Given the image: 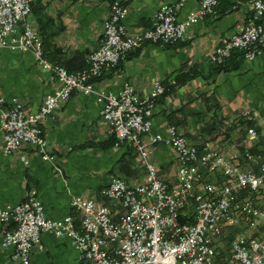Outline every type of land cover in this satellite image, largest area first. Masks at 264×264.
<instances>
[{
    "label": "built area",
    "instance_id": "obj_1",
    "mask_svg": "<svg viewBox=\"0 0 264 264\" xmlns=\"http://www.w3.org/2000/svg\"><path fill=\"white\" fill-rule=\"evenodd\" d=\"M181 1L159 4L152 13L150 27L132 33L121 23L127 7L113 0L102 19L98 46L86 55L82 69L67 71L48 61L39 33L26 19L32 0H0V48L30 52L36 65L49 70L57 82L31 112L23 109L17 96L0 95L3 153L28 144L43 159H51L41 124L77 90L94 93L100 101L98 113L106 121L113 143L134 145L136 159L145 168L142 181L130 184L113 175L100 188L102 196L115 202V209L92 198L72 197L69 203L78 214L77 222L72 214L46 217L33 187L25 190L19 201L0 206V246L11 248L12 260L27 264L33 246L40 245V233L50 231L68 238L79 259L89 264H264V227L261 237L246 232L230 236L227 258L217 259L215 245V236L236 222L235 211L253 217L248 220L251 228L260 220L264 222L260 219L264 218V211L252 205L247 196L240 195L244 190L255 191L264 183V162L259 163L258 172L244 169L213 146L199 149L174 124H168L163 134L152 132L151 108L166 89L157 78H151L150 87L142 96L127 81L115 92H105L89 80L114 66L128 49L145 39L161 43L182 39L190 24L215 12L218 0H193L196 6L177 18L175 8ZM247 3L250 15L234 32L220 38L209 53L210 61L222 62L235 49L243 51V58L261 52L264 0ZM241 115L251 118L248 111ZM255 134L254 127L247 126L245 140H252ZM159 141L171 146L177 160L176 181L172 184L157 176L156 164L148 156L150 145ZM243 154L253 158L246 149ZM20 159L27 162L24 155ZM215 170L220 179L201 178L207 171ZM197 179H202L201 184L193 189ZM189 197L191 220L180 219Z\"/></svg>",
    "mask_w": 264,
    "mask_h": 264
},
{
    "label": "crops",
    "instance_id": "obj_2",
    "mask_svg": "<svg viewBox=\"0 0 264 264\" xmlns=\"http://www.w3.org/2000/svg\"><path fill=\"white\" fill-rule=\"evenodd\" d=\"M110 1L32 0L26 19L38 31L48 61L67 71L81 67L85 55L99 43L101 22ZM123 1L127 12L122 24L129 30H140L150 24L159 4L176 0ZM195 6L193 0H182L175 8L176 17ZM248 15L246 1L218 0L215 12L190 24L182 39L171 44L144 43L130 51L118 68L102 72L93 85L115 92L127 81L142 96L150 87V79H159L166 91L151 108L152 132L163 134L168 124H174L200 149L213 146L242 168L258 172L259 163L264 162V49L252 58H242L231 69L218 70L209 59L220 38L234 32ZM185 74L189 76L183 79ZM176 76L182 81L170 83ZM56 84L51 72L38 67L30 52L0 48V95L17 96L26 112L34 111ZM99 107L94 93L74 90L45 118L41 129L52 155L49 160L28 144L3 153L0 134V206L19 201L25 190L33 187L43 214L49 218L72 214L77 222L78 214L69 203L76 196L115 209V202L102 196L100 188L113 175L130 184L142 181L145 168L136 159L134 145L111 142ZM243 111L251 115L256 130L250 141L245 140L248 125L241 115ZM149 148L157 176L174 183L177 160L171 146L159 141ZM245 149L252 159L243 154ZM20 155L25 156L26 163ZM255 197L260 199L262 194ZM240 226L234 223L229 228ZM2 227L0 223V236ZM245 229L246 233L259 235L249 227ZM10 253V247L0 246V264H21L12 260ZM27 264L89 263L79 259L68 238L43 231L40 245L33 246Z\"/></svg>",
    "mask_w": 264,
    "mask_h": 264
},
{
    "label": "rangeland",
    "instance_id": "obj_3",
    "mask_svg": "<svg viewBox=\"0 0 264 264\" xmlns=\"http://www.w3.org/2000/svg\"><path fill=\"white\" fill-rule=\"evenodd\" d=\"M113 0H111L110 1V3L112 2ZM241 0H239V2H240ZM244 1H246L247 2V0H244ZM119 2H120V4L121 5H125L126 7H127V4L123 1V0H119ZM110 3H109V5H108V7L110 6ZM108 10V9H107ZM126 14V13H125ZM124 14V15H125ZM123 15V16H124ZM105 16V15H104ZM122 16V17H123ZM122 19V18H121ZM122 23V22H121ZM124 26V25H123ZM125 27V26H124ZM148 27H150V24L148 25V26H146V27H144V28H142V29H138V30H129V29H127L126 27H125V29H127L129 32H132V33H137L138 31H142V30H144V29H146V28H148ZM101 29H102V22H101ZM36 30V29H35ZM38 32V31H37ZM101 34V33H100ZM176 41H178V40H175V41H173L172 43H175ZM147 42H156V43H159V44H169V42H165V43H161V42H159V41H157V40H153V39H145L144 41H142L141 42V44H139V45H136V46H132L130 49H128L127 51H126V53L121 57V58H119V60L117 61V63H115V65L114 66H112V67H107V68H105L102 72H104V71H106V70H109V69H113V68H118V66L121 64V61L122 60H124L125 58H126V55L130 52V51H132V50H134V49H136V48H138V47H140V46H142L144 43H147ZM99 44V43H98ZM171 44V43H170ZM98 46V45H97ZM95 49V48H94ZM264 48H263V46H262V50H263ZM43 51H44V49H43ZM92 51V50H91ZM89 53V52H88ZM88 53L86 54V55H88ZM44 54H45V51H44ZM86 55H85V58H86ZM45 57H46V54H45ZM47 58V57H46ZM85 60V59H84ZM52 64H57V65H60V64H58V63H52ZM60 66H62V65H60ZM85 66V63L81 66V67H78V68H76V69H74L75 71L76 70H79V69H82V67H84ZM62 67H64V66H62ZM42 69V68H41ZM46 70V69H45ZM102 72H101V74H102ZM100 74V75H101ZM99 75V76H100ZM99 76H97V77H95V76H91V77H89L90 79V81H92V82H94ZM151 80V79H150ZM171 80H173V79H171ZM170 83H173L174 84V80H173V82H171V81H169ZM159 96V95H158ZM157 96V97H158ZM256 135V134H255ZM136 154V153H135ZM231 161H233L231 158H229ZM220 175H219V173H218V171H211V172H208L207 171V173H205V175H203L201 178L202 179H207V180H211V179H213L212 177H214V178H217V179H220V177H219ZM202 179H197L195 182H194V184H193V189H197L198 187H199V185L201 184V180ZM262 194V197L259 199V198H257V197H255V195L256 194ZM240 195H245V196H247L248 198H249V200L251 201V203H252V205H254V206H256V207H258L260 210H263L264 211V183L258 188V189H256L255 191L253 190L252 192H249V191H242L241 193H240ZM189 199H191L190 197H189ZM233 215H234V217H235V220H236V222L235 223H237L238 225H241L239 228L238 227H236V228H223L222 229V231L220 232V234L219 235H217V236H215V245H216V251H217V253L219 254V253H221L222 254V256H224V258H227V255H228V243H229V238H230V236H232L233 234H236V233H243L246 229V227H249V229H252V230H254L255 231V233L256 234H258L259 233V235H258V237H261V235H262V229H263V227H264V222L262 221V220H260V221H258L257 222V224L255 225V227L254 228H251L250 226H249V223H248V220L249 219H252L253 217L251 216H248V217H246L244 214H242V213H239V212H236L235 211V213L233 212ZM260 219H264L263 217L262 218H260ZM246 223V226L245 225H243V224H245ZM245 229V230H244ZM255 236H257V235H255Z\"/></svg>",
    "mask_w": 264,
    "mask_h": 264
},
{
    "label": "trees",
    "instance_id": "obj_4",
    "mask_svg": "<svg viewBox=\"0 0 264 264\" xmlns=\"http://www.w3.org/2000/svg\"><path fill=\"white\" fill-rule=\"evenodd\" d=\"M217 4H218V1H217ZM217 4H216V6H217ZM215 9H216V7H215ZM170 43H172V42H169V44ZM42 46H43V43H42ZM263 48H264V45H263ZM127 55H129V53ZM242 58H243V51L239 50V49H235V50H232L230 52V54L222 62L214 63V65H215V68L218 70L219 69H231V68L236 67ZM84 63H85V60H84ZM188 76H189V74H187V75L185 74V78H183V79L188 78ZM180 81H182V78H181V80H179L177 76L174 78V84L175 83L178 84V83H180ZM165 91H166V89L163 91V93ZM163 93H161V94H163ZM245 122L248 126H252V120L251 119H245ZM111 140H112L111 142L114 141L113 137H111ZM191 208H192V200L189 199L188 203L184 206L185 214H183V216H180V219L191 220V212H192ZM217 255H218L217 259H221L222 254L217 253Z\"/></svg>",
    "mask_w": 264,
    "mask_h": 264
},
{
    "label": "bare ground",
    "instance_id": "obj_5",
    "mask_svg": "<svg viewBox=\"0 0 264 264\" xmlns=\"http://www.w3.org/2000/svg\"><path fill=\"white\" fill-rule=\"evenodd\" d=\"M42 41V40H41ZM217 149V148H216Z\"/></svg>",
    "mask_w": 264,
    "mask_h": 264
}]
</instances>
